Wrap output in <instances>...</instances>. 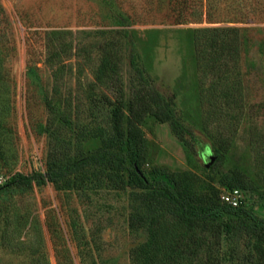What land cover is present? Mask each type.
Here are the masks:
<instances>
[{
	"label": "rangeland",
	"instance_id": "1",
	"mask_svg": "<svg viewBox=\"0 0 264 264\" xmlns=\"http://www.w3.org/2000/svg\"><path fill=\"white\" fill-rule=\"evenodd\" d=\"M0 4V184L16 171L45 170L52 147L64 144L62 152L69 155L80 145L85 151L98 147L100 138L88 133L95 122L87 115L89 101L101 92L118 94L117 76L126 101L129 58L136 55L156 86L175 94L183 120L196 134L188 140L191 149L167 123L147 115L141 124L146 174L152 166L166 168L194 194L220 202L231 182L246 207L264 217V22L229 23L241 35L243 109L231 131L224 116L212 117L205 131L192 34L195 27L222 23L177 24L142 0H121L133 21L124 28L113 25L101 0ZM106 57L111 65L98 76ZM47 100L55 115L48 114ZM138 192L116 188L96 170L81 175L72 189L47 183L0 191V264H59L68 258L72 264H137L130 249L149 237L147 226L128 225L130 214L142 208ZM54 220L59 231L53 235L46 222ZM222 252L227 258L224 241Z\"/></svg>",
	"mask_w": 264,
	"mask_h": 264
},
{
	"label": "trees",
	"instance_id": "2",
	"mask_svg": "<svg viewBox=\"0 0 264 264\" xmlns=\"http://www.w3.org/2000/svg\"><path fill=\"white\" fill-rule=\"evenodd\" d=\"M142 1L177 24H223L195 27L192 39L203 129L208 131L212 117L224 116L230 121L226 127L231 131L242 113L244 89L239 70L241 35L229 23L264 22V0ZM101 2L113 25L124 28L133 23L121 0ZM2 18L0 4V22ZM2 53L0 48V83L4 81ZM108 59L100 62L98 76H104L111 65ZM135 59L136 55L129 58L132 86L126 101L120 76L114 80L118 94L111 97L101 92L89 101L87 115L95 122L88 133L100 138L98 147L85 151L80 145L72 155L62 152L64 144L52 147L45 170L16 171L0 184V191L47 183L72 189L81 175L96 170L116 188L139 190L142 208L130 214L128 225L131 229L147 226L149 237L130 249L137 264H223L224 259L234 264H264V217L248 209L244 200L231 206L211 195L198 196L175 172L163 167L152 166L150 175L146 174L147 146L141 124L147 115L167 123L171 133L191 149L188 140H195L196 134L183 120L175 94L161 91ZM46 109L49 115H55L50 100ZM229 174L232 179L238 176L233 170ZM225 187L233 189L231 182ZM224 216L226 219H222ZM46 223L53 235L59 231L55 220ZM223 241L227 258L222 252ZM63 263L72 264L70 258Z\"/></svg>",
	"mask_w": 264,
	"mask_h": 264
},
{
	"label": "built area",
	"instance_id": "3",
	"mask_svg": "<svg viewBox=\"0 0 264 264\" xmlns=\"http://www.w3.org/2000/svg\"><path fill=\"white\" fill-rule=\"evenodd\" d=\"M241 200V195L238 189L233 188L225 190L221 195V201L231 206H237Z\"/></svg>",
	"mask_w": 264,
	"mask_h": 264
}]
</instances>
